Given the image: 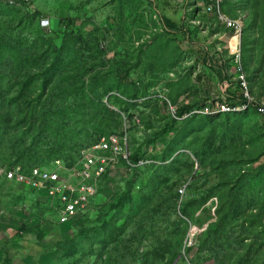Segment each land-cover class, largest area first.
I'll return each instance as SVG.
<instances>
[{"label":"rangeland","instance_id":"obj_1","mask_svg":"<svg viewBox=\"0 0 264 264\" xmlns=\"http://www.w3.org/2000/svg\"><path fill=\"white\" fill-rule=\"evenodd\" d=\"M198 1L205 3L24 0L16 6L0 0V264H62L68 250L61 245H77L63 264H264V117L250 108L211 119L193 114L170 124L179 109L176 100L180 108L193 100L200 104L207 98L202 89L208 75L213 84L226 80L230 65H209L216 61L208 51L211 40L217 36L228 64L233 56L230 32L216 17L202 15ZM224 2L228 14L242 10L247 24L254 20V7ZM41 17L50 19V31ZM166 20L176 27L169 30ZM200 21L203 28L196 26ZM262 34L253 30L252 39L259 41L252 44L250 65L246 30L243 38L249 90L258 101L264 97ZM151 35L157 40L142 49ZM124 69L129 77H122ZM161 97L167 98L163 106ZM128 110L134 120L125 121ZM43 121L59 122L64 139L39 131ZM124 130L133 151L153 136L143 148L148 162L134 171H114L101 204L68 224L59 222L50 196L5 179L6 169L30 172L52 169L59 159L78 160L104 135ZM165 130L171 131L166 138ZM178 135L185 138L176 140L173 154ZM219 155L239 164L224 177L212 164ZM176 163L184 171L178 186V171L165 170ZM165 171L171 175L166 182ZM228 185L236 189L233 201Z\"/></svg>","mask_w":264,"mask_h":264},{"label":"built area","instance_id":"obj_2","mask_svg":"<svg viewBox=\"0 0 264 264\" xmlns=\"http://www.w3.org/2000/svg\"><path fill=\"white\" fill-rule=\"evenodd\" d=\"M23 1L2 0L4 3L16 6H22ZM25 1L28 2V0ZM201 2L198 1L200 12L205 16L216 17L218 24L230 32L233 43L231 45L233 56L229 64L225 60L222 50L218 48L222 58H220L219 62L215 61L209 65L217 63L225 69L232 65V70L228 67L229 71L227 69L225 74L229 75L230 79L224 80L223 92L219 96L208 97L209 99L201 101L198 106L186 112L183 116H177L176 114V118H186L193 114L211 117H217L222 114H241L250 108H256L258 113L264 115V97L258 101L251 96L249 80L243 62L245 14L240 15L239 12L237 16L228 15L223 9L224 0H205L203 5H201ZM157 22L160 24L159 21ZM40 23L44 29L51 30L52 25L49 18L41 17ZM204 25V21L196 23V26L201 28ZM165 30L164 26L162 31ZM145 38L143 43L146 47L149 45L152 35L150 38ZM208 51H210L209 48ZM210 55L214 58L213 52ZM233 83H237L240 86L239 91L235 93L231 87ZM124 118L125 121L128 119L131 121L126 114H124ZM130 139L128 130L104 136L97 143L85 149L74 165H68L63 160H57L52 169L35 168L30 172H24L21 168H12L6 169L4 172L7 179L17 182L29 191H36L37 193L50 196L58 213L59 222L62 224L69 223L79 214L85 213L96 204L100 197L101 183L105 185L107 179H111L114 171L120 169L134 171L135 167L148 162V160L144 159L139 160L137 164L132 162L133 150L130 147Z\"/></svg>","mask_w":264,"mask_h":264},{"label":"trees","instance_id":"obj_3","mask_svg":"<svg viewBox=\"0 0 264 264\" xmlns=\"http://www.w3.org/2000/svg\"><path fill=\"white\" fill-rule=\"evenodd\" d=\"M229 1V0H228ZM241 2H245V4L246 5H244V6H246V8H247V6L248 7H254L255 9H256V12H254L253 11V13H254V20H250L249 22H248V24L246 23V21L247 20H245V30H246V43H247V46H246V48H247V54H248V57H247V64H251L252 63V60H251V58H252V56H255V53H254V50H253V47H252V44H254V43H256V42H258L259 41V39H256V38H254V39H252V34H253V30L254 29H263V34H262V38L260 39L261 40V43H262V46H263V49H262V52L261 53H263V55H264V0H240ZM224 5H225V2L223 3V9H224V11H225V8H224ZM229 6H231L230 4H229ZM261 8H262V10H261ZM261 10V11H260ZM240 11V13H241V11L242 10H239ZM226 12V11H225ZM227 13V12H226ZM228 14V13H227ZM239 14V13H238ZM244 14H246V13H244ZM228 15H230V16H237V14L236 15H231V14H228ZM41 19V18H40ZM259 20H261V24L259 23ZM68 23H69V25L70 26H72L73 25V21H72V19H69L68 20ZM166 23H167V26L169 27L168 29L170 30V28L171 29H173V28H175L176 26L174 25V23L173 22H171V21H169V20H166ZM39 26H40V23H39ZM41 27V26H40ZM168 32H170V31H168V30H165L164 31V33L166 34V33H168ZM158 35L159 34H161L162 35V33L160 32H158L157 33ZM72 35H74V36H78V33H74V31L72 32ZM169 35H172V34H169ZM152 38L154 39V41H156L157 40V36H153L152 35ZM143 47L145 48V46L143 45L141 48L143 49ZM254 58V57H253ZM55 64V63H54ZM245 65V64H244ZM232 67V65H230L229 66V68H231ZM246 68V67H245ZM260 68H258V69H256L255 71H258ZM130 73V69H124L123 71H122V77L123 76H126V77H129V74ZM224 76V75H223ZM224 79H226V80H229L230 79V76L229 75H226V76H224ZM97 76L96 77H94L93 78V80H92V82H94V83H96L97 81ZM139 85V84H138ZM231 87H232V90H235L236 92L237 91H239V88H240V86L237 84V83H233L232 85H231ZM135 88H136V90L139 88V86H135ZM159 95V94H158ZM158 95H157V97H158ZM139 97V96H138ZM160 99V106H163V104L164 103H166L167 102V99H164V98H159ZM176 103V106H177V108H179L178 109V112H177V116H183L186 112H188V111H190V110H192L193 108H195L196 106H198L199 104L197 103V102H195V101H193V102H191L190 103V105H186V106H184V107H182V108H180L179 106V101L178 100H176L175 101ZM255 110L257 111V109L255 108ZM125 113H127L126 115H128L129 117H130V119L131 120H133V118L135 117V114H133V113H131L130 112V110H128V111H124ZM258 112V111H257ZM260 114V113H259ZM233 115V114H232ZM231 114H228L227 116H232ZM261 116H263L264 117V115H262V114H260ZM204 115H202V117H203ZM205 117L206 118H208V119H211V118H214V117H211V116H207V115H205ZM177 121H178V118H176V119H173L172 120V123H170L171 124V126H173V123H177ZM188 122H186V125L184 126V128L186 127V126H189L190 124H189V122H191V120H187ZM55 124H57V125H55ZM54 124V122H52V124L50 123V122H45V121H43V122H41V125H40V127L38 128V130L39 131H41L42 133H48L49 131L50 132H54V136L55 137H59L61 140L62 139H64V137H63V135L64 134H66V131H64L61 127H60V125H59V122H56ZM183 128V129H184ZM175 129V128H174ZM40 132V133H41ZM121 132H123V131H114V132H112V133H110V134H106V135H104V136H108V135H111V134H114V133H121ZM165 133L162 135V137H164V138H166V137H168L169 135H170V133H171V131H169V130H165L164 131ZM40 133H36L35 135H38L39 136V134ZM180 134H184V130L180 133ZM103 136V137H104ZM152 137L153 136H151V137H148L147 138V140L143 143V144H141L139 147H136L135 148V150L133 151V155H132V157H131V160H132V162L133 163H135V164H137L138 162H139V160H141V159H144V160H148V158L149 157H146L145 155H143V148L147 145V144H149L153 139H152ZM102 138V137H101ZM181 138H185V136L184 135H178L177 137H175V141L173 140V154L175 153V150H176V147H177V143H176V140H178V139H181ZM97 143V142H96ZM59 144H60V142H59ZM95 144V143H94ZM205 144H207V143H205ZM61 145V144H60ZM56 146H58L56 143L54 144V146H52V147H50L49 149H53V148H55ZM185 147H189V144L187 145H184ZM32 149V146H30V150ZM74 152H75V150H73ZM80 152L81 151H79V153H78V157H79V155H80ZM194 154L199 158V159H201L202 158V155H201V152H198V151H195L194 152ZM59 160H62V159H59ZM165 160H166V158H165ZM64 161V160H63ZM66 161H67V164L68 165H74L78 160H77V156L76 157H73V158H67L66 159ZM213 165H216V166H218V168H219V170H220V172H219V170H217V172L218 173H221L222 174V176L224 177L226 174L224 173V171H227V174L229 173V170L231 169V166H233V164H235L236 165V167H237V165H239V164H237V163H234V161H226L223 157H220V155H219V157L217 158V160H216V163L214 164V163H212ZM179 165L180 164H171V165H167V166H165V170L166 171H169V170H173V173L175 174L177 171H178V174H177V181H176V184H177V186H178V181H180L181 179H182V177H183V174H184V171L182 170V168H179ZM201 165L202 166H206V163L204 164V163H202L201 162ZM136 169H138V167H135V170ZM166 171H165V173L163 174V177H164V179H165V181L164 182H166V181H168V180H170L169 179V177H171V175L170 174H166ZM108 178V177H107ZM5 179L7 180V181H9V182H12V180H9V179H7V177H5ZM152 181H154V182H158V183H160L158 180H157V178L155 177V176H153V178H152ZM14 182V181H13ZM160 185H161V183H160ZM103 186H104V183H101V188H100V197H99V199L96 201V204H101V193H102V188H103ZM20 187H22V189L23 190H28L27 188H25V187H23V186H21L20 185ZM227 189H228V191H229V195L231 196L230 197V200H232L233 201V196H235L236 197V189H234V187L233 186H231V185H228L227 186ZM29 191V190H28ZM131 193V187H129V189H128V191H127V193H126V196H129V194ZM179 196L180 195H178V192H177V194H176V198H179ZM146 200H147V203H151V197H150V195H147L146 197ZM177 201H179V200H177ZM114 205H118V201H116L115 203H114ZM113 205V206H114ZM108 209V208H107ZM181 211H182V213L184 214V215H189V203L188 204H186V206H184V207H182V209H181ZM107 212V211H106ZM145 217L147 216V213H145V215H144ZM260 222L261 223H263L262 222V219H260ZM70 223V222H69ZM66 224H68V223H66ZM63 225H65V224H63ZM260 226H262L261 224H260ZM236 243H237V241H236ZM206 244V243H205ZM61 249L62 250H68V251H65V253L62 255V257L60 258V261L62 262V264L66 261V259L69 257V256H75V254L77 253V245H75L74 247H72V248H70V249H67V247H65V246H62L61 245Z\"/></svg>","mask_w":264,"mask_h":264},{"label":"crops","instance_id":"obj_4","mask_svg":"<svg viewBox=\"0 0 264 264\" xmlns=\"http://www.w3.org/2000/svg\"><path fill=\"white\" fill-rule=\"evenodd\" d=\"M203 15V14H202ZM205 16V15H204ZM214 38H216L217 39V41H218V43H219V40H218V38H217V36H215ZM215 39V40H216ZM215 40H211V43L209 44V49H210V52H213V51H215V52H213L214 53V58H215V60H216V62L218 61L219 62V60H220V58H222L221 57V53L218 51V48H219V46H218V44L216 45V42H214ZM212 47H214V49L215 50H211V48ZM202 76V75H201ZM208 77V87L206 88V87H204L203 86V89H202V91H203V93L202 94H205V93H207L206 95V99H209L208 97H212V96H219L220 95V93L221 92H223V84H224V81L222 82V84H221V82H219L218 84H213V82H215V80L216 79H214L213 77H212V75H208L207 76ZM206 77V78H207ZM214 79V80H213ZM202 81L204 82V79H202ZM213 81V82H212ZM211 84V85H210ZM205 99V100H206ZM204 99H201V101H203ZM193 101H195V100H193ZM200 102V101H199Z\"/></svg>","mask_w":264,"mask_h":264}]
</instances>
